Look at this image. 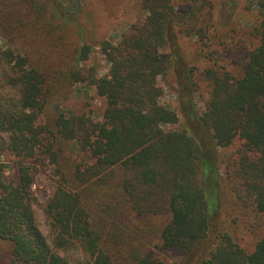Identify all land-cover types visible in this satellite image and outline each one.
Masks as SVG:
<instances>
[{
  "label": "trees",
  "instance_id": "obj_1",
  "mask_svg": "<svg viewBox=\"0 0 264 264\" xmlns=\"http://www.w3.org/2000/svg\"><path fill=\"white\" fill-rule=\"evenodd\" d=\"M139 1L144 21L116 43L99 42L108 70L97 76L82 66L92 45L51 38L54 21L64 34L77 13L59 0H0V32L14 45L0 48V239L11 243L8 264H77L76 253L85 255L80 264H165L154 249L196 256L195 264H264V2L248 5L251 25L238 18L241 27L222 28L210 0ZM181 4L189 9L178 11ZM187 38L211 63L202 70L209 95L200 111L188 108L192 67L178 43ZM170 73L179 106L209 147L160 102L159 80ZM76 83L103 98L100 120L51 108ZM40 166L54 183L43 205L48 236L32 190ZM229 198L242 214L231 227L222 220ZM249 215L260 219L244 244L238 222Z\"/></svg>",
  "mask_w": 264,
  "mask_h": 264
},
{
  "label": "rangeland",
  "instance_id": "obj_2",
  "mask_svg": "<svg viewBox=\"0 0 264 264\" xmlns=\"http://www.w3.org/2000/svg\"><path fill=\"white\" fill-rule=\"evenodd\" d=\"M210 1L215 3L219 9L217 17L219 18V23L222 28H229L231 26L236 27L234 23L237 24L236 19L238 18L241 25H243L242 27H244V25H251L252 16L247 10L250 0ZM260 2H264V0H253L254 6L250 5L253 9H258V3ZM59 3L63 8H67V10L72 13H77V16L73 19L72 23H69L68 26L64 27V34L62 33L63 31L61 33L56 31V24L60 25V23L57 22V20L54 21L52 25V32L54 33L51 35V38L57 37V35L63 36L65 46H68L71 43L77 44L79 42H85L92 45L93 52L82 66H84L85 70L94 68V72L97 76L104 75L108 70V64L98 48L99 42L103 39H108L111 42L116 43L131 25L143 22L146 16L139 0H59ZM188 9V4H181L177 7V10L180 12L187 11ZM67 10L65 12H68ZM249 18L251 21H248ZM237 27L241 26L237 24ZM57 43L59 44L58 41ZM178 43L183 47L192 67V92L190 93L192 97V106H188V108L200 111L203 108L204 101L209 95V89L204 82L202 70L211 63H209L208 57L195 56L199 45L193 38L182 39L181 41H178ZM6 47L13 48L14 45L0 32V48ZM213 48L217 51V47ZM165 49L163 51H166ZM222 56L227 57L225 53H222ZM159 82L162 88L160 102L177 110L178 114L183 119V126L189 128L198 139L201 140V143L205 148L209 147V139L206 138V132L196 123L193 114L191 112H186L184 108L179 106L180 102L176 98V86L173 75L170 73L169 76L165 77V79H160ZM51 108L57 113H85L94 120H100L104 108V100L96 94L93 87L84 88L81 83H76L68 93V97L64 100L54 102ZM180 125L174 124L169 127L177 128ZM219 152L220 154L224 153V151L220 149L218 153ZM72 154L75 155L76 150H74ZM37 169L32 184V190L38 201L36 215L43 234L48 236L47 224L45 223L43 214V205L51 196L54 189V183L49 173L46 171L47 168L44 169L43 166H40V168ZM222 176L224 177V175ZM229 201L231 205L227 204L228 213L227 215L222 216V220L223 225H225L227 220L228 223L226 226L230 225L229 227H231L232 224L230 223L233 222V215L236 213L239 215L242 214L241 211H238L241 210L240 207H238V204L234 203L232 198H229ZM234 207L236 210L230 211L231 208ZM260 218H263L261 220L264 221V217ZM260 218L254 217V215H249L245 217L246 220L238 222V235L242 238L244 244L245 241L251 244L254 240V233L251 232L252 228L250 225L251 222L254 223V225L259 223ZM262 227H264V222ZM207 245H209L208 241L205 243L203 247L204 249L202 248L201 250L203 252L202 254L207 252ZM10 250L11 243L7 240L0 239V264H8ZM154 251L165 264H195L197 260L196 256H191L189 254L184 255L183 253L174 250L154 249ZM73 259L77 264H80L84 261L85 255L76 253L73 256Z\"/></svg>",
  "mask_w": 264,
  "mask_h": 264
},
{
  "label": "water",
  "instance_id": "obj_3",
  "mask_svg": "<svg viewBox=\"0 0 264 264\" xmlns=\"http://www.w3.org/2000/svg\"><path fill=\"white\" fill-rule=\"evenodd\" d=\"M56 1H58V0H56ZM250 4H251L252 6H254V4H253V0H250ZM60 7H61L63 10H67V8H63L61 5H60Z\"/></svg>",
  "mask_w": 264,
  "mask_h": 264
}]
</instances>
